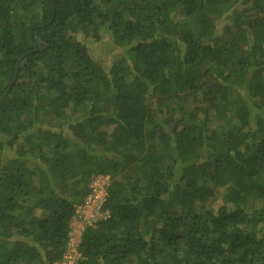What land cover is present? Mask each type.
I'll list each match as a JSON object with an SVG mask.
<instances>
[{"label":"trees","instance_id":"1","mask_svg":"<svg viewBox=\"0 0 264 264\" xmlns=\"http://www.w3.org/2000/svg\"><path fill=\"white\" fill-rule=\"evenodd\" d=\"M1 97L0 264H60L97 175L74 264H264V0H0Z\"/></svg>","mask_w":264,"mask_h":264},{"label":"rangeland","instance_id":"2","mask_svg":"<svg viewBox=\"0 0 264 264\" xmlns=\"http://www.w3.org/2000/svg\"><path fill=\"white\" fill-rule=\"evenodd\" d=\"M90 53L93 58L101 63H107L108 60L114 58L118 53L122 51L118 47L112 44V41L108 37H104L98 42L91 44ZM95 180L100 185L99 188L104 189L108 182L107 176L97 175ZM101 194L100 192L94 193L89 200L78 206L76 209V215L71 219V238L68 252L62 259L60 264H74L79 257L77 252V243L79 235L83 227L87 224H91L97 219L101 218L104 213L100 210Z\"/></svg>","mask_w":264,"mask_h":264},{"label":"built area","instance_id":"3","mask_svg":"<svg viewBox=\"0 0 264 264\" xmlns=\"http://www.w3.org/2000/svg\"><path fill=\"white\" fill-rule=\"evenodd\" d=\"M96 178L94 177V180H93V182H92V189H91V192H90V194L87 196V198L85 199V201L86 200H89L90 199V197L94 194V193H96V192H100V194H101V203H102V200H103V196H104V192H105V187H104V189H102V188H100V190H99V188H97V187H100V185L97 183V181L95 180ZM107 184H108V182H107ZM106 184V185H107ZM85 201H84V203H85ZM101 205V204H100ZM70 244V243H69Z\"/></svg>","mask_w":264,"mask_h":264},{"label":"water","instance_id":"4","mask_svg":"<svg viewBox=\"0 0 264 264\" xmlns=\"http://www.w3.org/2000/svg\"><path fill=\"white\" fill-rule=\"evenodd\" d=\"M13 79H14V77H13ZM5 94V93H4ZM3 97V96H2ZM2 97L0 98V100L2 99Z\"/></svg>","mask_w":264,"mask_h":264}]
</instances>
